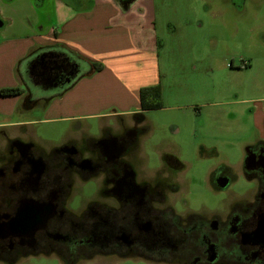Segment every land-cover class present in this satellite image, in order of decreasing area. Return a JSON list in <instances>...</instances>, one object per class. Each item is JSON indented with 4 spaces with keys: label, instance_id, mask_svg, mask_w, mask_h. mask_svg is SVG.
I'll return each mask as SVG.
<instances>
[{
    "label": "flooded vegetation",
    "instance_id": "flooded-vegetation-1",
    "mask_svg": "<svg viewBox=\"0 0 264 264\" xmlns=\"http://www.w3.org/2000/svg\"><path fill=\"white\" fill-rule=\"evenodd\" d=\"M221 1L242 14L256 0ZM66 59L76 70L63 73ZM24 62L21 100L43 114L84 71L54 49ZM144 122L116 117L96 134L74 122L51 140L0 126V264H264V138L238 168L208 173L204 193L224 199L196 208L187 165Z\"/></svg>",
    "mask_w": 264,
    "mask_h": 264
},
{
    "label": "rangeland",
    "instance_id": "rangeland-1",
    "mask_svg": "<svg viewBox=\"0 0 264 264\" xmlns=\"http://www.w3.org/2000/svg\"><path fill=\"white\" fill-rule=\"evenodd\" d=\"M54 1L57 15H39L38 28L55 25L68 12ZM113 1L122 11L133 7L151 12L143 31L158 53L161 99L159 109L144 112L149 140L187 165L185 174L193 179L192 206L218 204L224 195L206 194L202 188L208 173L215 167L238 168L245 148L256 139L250 110L264 98V0H256L242 14L224 9L228 7L221 0ZM40 106L30 110L20 100L9 121H31L27 132L40 140L72 131L74 123L46 117ZM111 120L91 119L82 127L96 134ZM235 185L243 187L240 181Z\"/></svg>",
    "mask_w": 264,
    "mask_h": 264
},
{
    "label": "crops",
    "instance_id": "crops-1",
    "mask_svg": "<svg viewBox=\"0 0 264 264\" xmlns=\"http://www.w3.org/2000/svg\"><path fill=\"white\" fill-rule=\"evenodd\" d=\"M0 0V89L21 86L18 62L36 49L61 46L102 69L77 79L50 102L46 117L65 123L129 117L140 112L139 91L159 84L158 53L143 31L150 9L122 11L113 0L68 1V12L55 25L37 27L40 16L51 18L48 0ZM55 4L52 13L55 12ZM64 7V9H65ZM61 17V16H59ZM18 65V67H17ZM87 66V65H86ZM88 67V66H87ZM21 96L0 97V126L9 121ZM250 110L256 139L264 138V98ZM253 104V103H252Z\"/></svg>",
    "mask_w": 264,
    "mask_h": 264
},
{
    "label": "trees",
    "instance_id": "trees-1",
    "mask_svg": "<svg viewBox=\"0 0 264 264\" xmlns=\"http://www.w3.org/2000/svg\"><path fill=\"white\" fill-rule=\"evenodd\" d=\"M44 49V48H43ZM46 49H54L58 50L60 52L65 53L69 59L79 61L87 66H89L90 71L89 75H92L102 69V66L100 64H93L90 63L76 54L68 51L67 49H64L61 46H53V47H47ZM42 49H36L34 51H31L25 56L23 59H21L18 64L24 62L25 60H29L31 57H33L37 52H40ZM18 67V65H17ZM17 75H21L19 72ZM88 76V75H87ZM24 93V89L21 86L11 87V88H2L0 89V97H16L21 96ZM160 99H161V90L160 85L157 84L155 86L145 87L140 89L139 91V100H140V107H141V114H134L136 116H144L145 111L149 110H155L160 108ZM25 105V104H24ZM27 108V105H25Z\"/></svg>",
    "mask_w": 264,
    "mask_h": 264
},
{
    "label": "water",
    "instance_id": "water-1",
    "mask_svg": "<svg viewBox=\"0 0 264 264\" xmlns=\"http://www.w3.org/2000/svg\"><path fill=\"white\" fill-rule=\"evenodd\" d=\"M0 27H2V21H0ZM41 58H43V57H41ZM61 70L63 71V73L64 72H68V71H74V70H76V65H74V64H72L71 62H70V60H68V59H66V61H62L61 62ZM82 69L84 70V71H82L83 73H82V75H80L79 76V74H78V78L77 79H79L80 77H83V76H87V75H89V71H90V68H89V66L87 67L85 64H84V66H82ZM44 70H46V69H44ZM44 74H46V71H44V73H42V75H44ZM76 74H77V72H76ZM76 79V80H77ZM76 80H74V82L76 81ZM73 82V83H74ZM72 85V84H71ZM70 85V86H71ZM69 86V87H70ZM33 108V107H32Z\"/></svg>",
    "mask_w": 264,
    "mask_h": 264
},
{
    "label": "clouds",
    "instance_id": "clouds-1",
    "mask_svg": "<svg viewBox=\"0 0 264 264\" xmlns=\"http://www.w3.org/2000/svg\"><path fill=\"white\" fill-rule=\"evenodd\" d=\"M51 264H58V261L53 260V261L51 262Z\"/></svg>",
    "mask_w": 264,
    "mask_h": 264
},
{
    "label": "snow or ice",
    "instance_id": "snow-or-ice-1",
    "mask_svg": "<svg viewBox=\"0 0 264 264\" xmlns=\"http://www.w3.org/2000/svg\"><path fill=\"white\" fill-rule=\"evenodd\" d=\"M40 72H41V73H44V69L42 68V69L40 70ZM47 74H49V72H48Z\"/></svg>",
    "mask_w": 264,
    "mask_h": 264
}]
</instances>
